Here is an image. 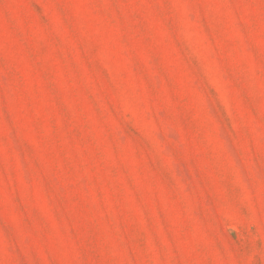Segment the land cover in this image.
<instances>
[{
  "label": "rangeland",
  "instance_id": "obj_1",
  "mask_svg": "<svg viewBox=\"0 0 264 264\" xmlns=\"http://www.w3.org/2000/svg\"><path fill=\"white\" fill-rule=\"evenodd\" d=\"M0 264H264V0H0Z\"/></svg>",
  "mask_w": 264,
  "mask_h": 264
}]
</instances>
